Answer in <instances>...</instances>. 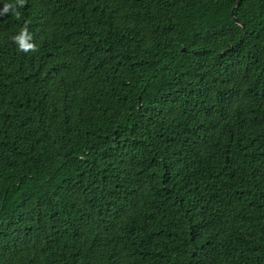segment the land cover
<instances>
[{
  "label": "trees",
  "instance_id": "obj_1",
  "mask_svg": "<svg viewBox=\"0 0 264 264\" xmlns=\"http://www.w3.org/2000/svg\"><path fill=\"white\" fill-rule=\"evenodd\" d=\"M237 1L0 15V264H264V0Z\"/></svg>",
  "mask_w": 264,
  "mask_h": 264
},
{
  "label": "clouds",
  "instance_id": "obj_2",
  "mask_svg": "<svg viewBox=\"0 0 264 264\" xmlns=\"http://www.w3.org/2000/svg\"><path fill=\"white\" fill-rule=\"evenodd\" d=\"M24 4L25 0H15L14 3H5L3 8H0V15L11 13L17 20H19L21 16L17 10V5L23 7ZM12 40L21 52L27 53L29 51H38L37 45L32 42V36L28 31L27 22H25V25L20 29L19 33L12 37Z\"/></svg>",
  "mask_w": 264,
  "mask_h": 264
},
{
  "label": "water",
  "instance_id": "obj_3",
  "mask_svg": "<svg viewBox=\"0 0 264 264\" xmlns=\"http://www.w3.org/2000/svg\"><path fill=\"white\" fill-rule=\"evenodd\" d=\"M241 2H242V0H238L237 3H236V6H238ZM231 17L235 20L237 25H239L242 28H244V26L241 24V22L236 19L235 15H234V12L231 13Z\"/></svg>",
  "mask_w": 264,
  "mask_h": 264
}]
</instances>
